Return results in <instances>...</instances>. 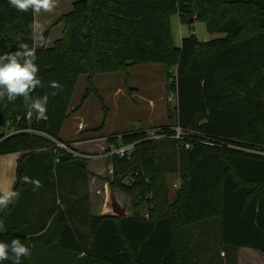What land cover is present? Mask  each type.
<instances>
[{"label":"trees","instance_id":"1","mask_svg":"<svg viewBox=\"0 0 264 264\" xmlns=\"http://www.w3.org/2000/svg\"><path fill=\"white\" fill-rule=\"evenodd\" d=\"M172 14L191 28L201 21L208 32L224 35L199 40L191 31L175 46ZM33 20L31 11L0 0V54L16 51L21 42L33 46ZM59 23L60 36L51 46L36 48L44 87L33 96L49 94L47 119L33 113L26 120L22 98L6 107L0 103V127L18 130L0 133V155L19 153L12 189L20 193L0 212V240L19 238L30 248L22 264H236L239 247L264 255V0H76L52 25ZM143 63L161 64L166 91L176 92L173 124L185 132L182 138L147 139L143 129L110 136L109 143H134L128 157H111L109 182L132 197L131 214L87 212L82 216L88 231L80 236L73 210L60 196L45 216L41 211L28 223L34 232L43 230L53 214L46 232L28 236L20 217L26 211L22 195L55 190V184L61 193L59 165L84 169L87 162L54 151V141H63L59 133L78 77L87 75L82 104L94 91L95 74L127 73ZM53 80L62 87L50 88ZM176 159L181 169L168 201L164 175L177 170ZM40 162L56 179L33 190L23 178L34 179ZM203 222L209 227L199 233L195 228ZM46 235L54 239L46 246L49 257L38 240Z\"/></svg>","mask_w":264,"mask_h":264},{"label":"rangeland","instance_id":"2","mask_svg":"<svg viewBox=\"0 0 264 264\" xmlns=\"http://www.w3.org/2000/svg\"><path fill=\"white\" fill-rule=\"evenodd\" d=\"M74 1L76 0H59V6L53 13L41 12L34 15L35 20L43 23L46 26V30L49 29L47 46H51L52 41L60 36L63 26L62 23L52 24L60 15L71 9ZM169 25L171 41L175 46H179L181 38L190 34L191 31L199 40H209L224 35L223 33L208 32L201 21H194L191 28L186 24L180 23L177 14L170 16ZM171 73L173 75L174 72ZM86 79L87 75L85 74H81L77 79L68 108L70 114L62 124L59 135L61 139H64L63 141L77 142L74 145L77 151L94 155L101 152L100 147H106L109 143V137L112 135H118L133 129L145 130L164 123L170 125L174 123V112L171 109L167 117H159V110L162 109L163 111L165 108L167 95L161 64H138L130 67L127 73L119 71L95 74L91 80V86L94 91L89 92L81 106L80 102L88 87ZM150 100L151 103L149 102ZM153 104L156 107L155 111L151 108ZM73 109H78L75 113L76 118L71 115L73 114ZM10 130L7 127H0V133L2 131L9 132ZM8 159V157L0 156V176H5L7 172V169L3 167V162H7ZM87 162H89L94 176V184L91 191L95 200L93 204L96 207L95 212L99 215L119 216L113 211L112 204L115 203L119 209H122L124 216L130 215L133 204L132 197L118 188L110 186L109 182L112 179V172L109 173L108 169L109 167L112 169L111 160L93 158L87 160ZM176 165L177 170L175 172L165 173L164 175L168 201L175 197L176 189L174 184L181 169L178 159H176ZM105 180L108 181V190L104 193H95L96 189L102 187ZM60 192L65 194V189L60 190ZM52 193L54 192L52 191ZM76 224L78 225V222ZM207 227L209 225L203 222L194 228L199 230L200 233L202 229ZM191 230L193 229L187 228V231ZM77 231L80 236L87 234V231L83 230L79 225ZM193 237L199 244L197 237H200V234L198 236L197 233ZM209 238L212 239V237ZM51 240L54 241V239ZM218 255H220V252ZM236 255L237 264H264V255L258 254L257 250L251 248L236 249Z\"/></svg>","mask_w":264,"mask_h":264},{"label":"clouds","instance_id":"3","mask_svg":"<svg viewBox=\"0 0 264 264\" xmlns=\"http://www.w3.org/2000/svg\"><path fill=\"white\" fill-rule=\"evenodd\" d=\"M9 6L19 12L31 11L34 15L41 12L53 13L59 6V0H8ZM31 29L33 46L27 43H19L16 51L0 54V103L15 102L22 98L25 106L29 109L28 118L33 113L37 119H47V104L49 94L33 96L37 88H43L44 84L39 76V65L36 63L38 57L36 48L46 47L48 41L44 37L46 26L37 20L28 25ZM49 87L60 89L62 86L58 81H49ZM57 93L52 92L55 96ZM7 102V103H5ZM25 183L34 185L33 190L41 187L39 180L29 177L23 178ZM20 193L11 187L0 188V212L5 211L10 204H13ZM4 229V223L0 220V230ZM30 248L21 242L19 238H12L5 242L0 240V264L10 261L11 264H22L23 258L30 257Z\"/></svg>","mask_w":264,"mask_h":264},{"label":"crops","instance_id":"4","mask_svg":"<svg viewBox=\"0 0 264 264\" xmlns=\"http://www.w3.org/2000/svg\"><path fill=\"white\" fill-rule=\"evenodd\" d=\"M129 88L134 89L132 87H129ZM149 102L151 103V100ZM170 104L171 103H169L165 100V108L163 109V111H162V109L159 110V117L160 118L167 117L169 115L170 109L172 111H174L175 105L174 104L170 105ZM82 105H83V103L81 104V106ZM81 106H80V108H81ZM151 108L153 109V111L156 110V107L154 104L152 105ZM77 110L73 109V114H71L75 118L77 117L75 115ZM59 135H60V133H59ZM18 155H19V153H9V154H5V155H0V156L9 158L7 160V162H3V167H5L7 169V172H6L5 176L4 175L0 176V188H4V189H7L9 187L12 188L13 183L15 181V177H16V165H17ZM44 164H46V163L40 162L38 165H36L37 174H35V176H34V179L42 182L41 185H44V181H46V180H52L53 181L56 179V174L54 171L52 172V170H50V172H52L51 175H50L49 171H47L46 173H44V171H42ZM57 170H58L57 173H59L60 175L62 174V187L60 188V190L65 189V194H64V192L58 193L59 189L56 187V184H55L54 185L55 190L52 188H49L50 191H45V192L41 191L39 193H36L34 196L33 195L31 196L28 194V196H26V197H25V195H22V197H21L22 198V201H21L22 208H25L26 211L24 212V215L20 216V217L26 223L25 227L27 229V235L28 236L37 237V236H40L46 232V229H47L48 224L50 223V221L52 219L53 214H50L48 216V218L46 219L45 226H44L43 230L34 232L33 227H28V226H31V225H28V223L33 222V220L37 216L41 217V211L45 212L46 210L49 209V207H52L54 204L55 205L59 204V197L60 196L67 198V200H68L67 206L72 208V210H73L72 217L74 218L76 223L78 222V225L80 227H82L83 230L88 231V225H87V222L85 220V216H82V215H86L87 212H89L90 215H99L98 213L95 212L96 207L93 205L95 203V200H94V196L92 195L91 190H92V187L94 184V176L92 174V169L90 167L89 162L85 163L84 169H82L79 166L74 165V164H68L67 165L66 163H62L59 165ZM52 191L54 193H52ZM30 198H31V200H30ZM54 198H55V202L53 201ZM44 212H43L42 216H45ZM51 230H52V227H51ZM38 240L40 241V244L44 245L43 246L44 250L41 251L42 254H44V256H48V257L52 256L51 251L46 246L51 245L54 241L47 240V235L42 236ZM241 248H247V247H239L238 250H240ZM253 250H255V249H253ZM258 254H262V253H260L258 251ZM219 256L220 257L224 256V255H222V251L220 252ZM236 264H237V261H236Z\"/></svg>","mask_w":264,"mask_h":264},{"label":"built area","instance_id":"5","mask_svg":"<svg viewBox=\"0 0 264 264\" xmlns=\"http://www.w3.org/2000/svg\"><path fill=\"white\" fill-rule=\"evenodd\" d=\"M167 95H166V101L170 102L171 104H176V92L174 90H167ZM29 109L26 111L25 114V119L30 120L32 119L33 115L31 118H28L27 112ZM13 131H18L16 130H11L10 132ZM27 131H30L29 129ZM145 137L147 139H159V138H164V137H173L175 139H181L183 136V129L177 124H173L171 126H162V125H157V126H152L149 127L148 129L144 130ZM55 148L54 151H60L62 154H69L72 157L79 158V159H85V160H90V159H98V158H106V159H111L113 156H118V157H128L131 153V150L133 149L134 143H120V144H114V143H108L106 147H100V153L91 155L87 154L84 152L77 151L74 148V145L77 144V142L74 141H62V140H55L54 141ZM185 147H188V144H185ZM109 173L112 172L111 167L108 169ZM176 183L174 184V186ZM108 190V181L105 180L102 187L99 189H96V193H104Z\"/></svg>","mask_w":264,"mask_h":264},{"label":"water","instance_id":"6","mask_svg":"<svg viewBox=\"0 0 264 264\" xmlns=\"http://www.w3.org/2000/svg\"><path fill=\"white\" fill-rule=\"evenodd\" d=\"M112 205H113V211L114 212H116L119 216H124L122 209H119L115 203H113Z\"/></svg>","mask_w":264,"mask_h":264}]
</instances>
